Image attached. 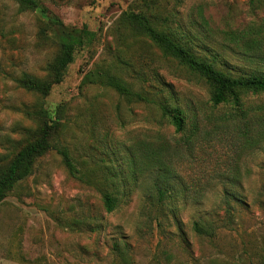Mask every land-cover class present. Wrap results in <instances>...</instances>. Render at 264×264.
Listing matches in <instances>:
<instances>
[{
    "label": "rangeland",
    "instance_id": "374dc122",
    "mask_svg": "<svg viewBox=\"0 0 264 264\" xmlns=\"http://www.w3.org/2000/svg\"><path fill=\"white\" fill-rule=\"evenodd\" d=\"M39 3L38 10H24L17 0H0V164L30 139L41 101L65 124L60 142L97 183L72 176L55 150L41 157L0 204V264H263L264 137L256 122L264 94L245 97L253 118L227 122L233 109L213 108L206 82L135 32L124 14L159 18L199 55L238 75L264 72V46L247 53L225 32L261 23L264 0ZM54 20L74 30L87 25L97 35L42 99L21 79L49 76L59 53ZM96 70L116 74L153 101L129 100L101 81L83 84ZM160 102L190 118L197 114L198 133L186 139L192 119L185 133L177 132ZM145 148L158 151L169 168L163 206L150 191L152 173L133 170L132 156ZM106 189L118 198L111 213Z\"/></svg>",
    "mask_w": 264,
    "mask_h": 264
},
{
    "label": "trees",
    "instance_id": "16d2710c",
    "mask_svg": "<svg viewBox=\"0 0 264 264\" xmlns=\"http://www.w3.org/2000/svg\"><path fill=\"white\" fill-rule=\"evenodd\" d=\"M24 10H38L41 8L39 0H17ZM252 5L261 4L263 0H250ZM258 4V5H259ZM257 7V5L255 6ZM45 12V10H42ZM124 20L138 34L149 39L167 57H172L181 65L188 68L194 74L199 75L210 89V103L213 108L230 106L233 112L227 116V122H241L253 118L245 110V97L248 94H264V72H251L234 75L216 67L213 61L199 55L188 42H183L175 37L168 26L159 23V18L146 12H126ZM59 26V53L50 65L49 76L47 78H36L25 75L21 79L22 85L45 99L53 89L54 85L64 79V75L70 64L75 60L78 50L90 46L96 33L91 31L87 25L82 29H71L65 27L61 21L54 20ZM225 34L235 44H243L247 53L261 50L264 46V20L251 22L250 24L237 29L228 30ZM264 61V55L261 56ZM98 79V80H95ZM101 81L114 89L121 95L132 101H153L147 94L133 90V88L123 81L116 74L106 70H96L85 75L83 84ZM159 107L165 116L169 117L171 124L177 132L185 133L187 130V120L191 121L192 131L186 137L192 139L199 129V118L195 114L190 118L186 112L170 102H160ZM33 114L37 127L33 130L30 139L10 158L5 164H0V204L4 202L9 192L16 184L25 180L34 172L37 161L52 150L57 151L63 158V163L69 173L92 185H96L94 179L87 171L80 168L81 164L73 155L71 149L60 142L64 122L60 117H53L50 111L41 105V101L36 102ZM61 111V109H60ZM262 115L257 118V133L264 137V106H261ZM59 114V110H58ZM211 116L204 115V119L209 120ZM221 119H226L221 118ZM224 127L225 129H230ZM133 170L136 176L148 170L152 173L153 196L156 197L159 205H164V200L170 194V177L167 175L169 168L167 163L158 151L143 149L141 156H132ZM103 202L107 212H113L118 206V198L108 189L102 190ZM152 196V194H151ZM195 229L198 232L204 230L199 222H195ZM264 264V262H263Z\"/></svg>",
    "mask_w": 264,
    "mask_h": 264
}]
</instances>
